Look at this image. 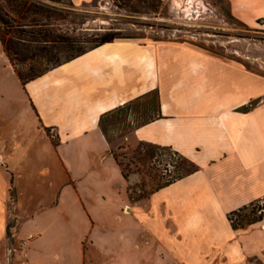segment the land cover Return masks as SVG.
Returning a JSON list of instances; mask_svg holds the SVG:
<instances>
[{
	"label": "crops",
	"instance_id": "crops-1",
	"mask_svg": "<svg viewBox=\"0 0 264 264\" xmlns=\"http://www.w3.org/2000/svg\"><path fill=\"white\" fill-rule=\"evenodd\" d=\"M229 1L246 22L264 20V0ZM5 74L21 82L0 40V113L6 98L18 102L1 126L12 127L13 140L0 146L13 149L0 167V264H264V219L234 228L229 218L264 198V80L256 74L197 46L136 37L22 83V98L7 92ZM151 96L157 116L136 126L137 138L197 168L132 202L133 177L124 176L101 118ZM41 158L49 189L26 205L15 185L10 213L13 187L3 174L12 167L15 181L33 179ZM29 233L36 237L24 258L15 246Z\"/></svg>",
	"mask_w": 264,
	"mask_h": 264
},
{
	"label": "rangeland",
	"instance_id": "rangeland-1",
	"mask_svg": "<svg viewBox=\"0 0 264 264\" xmlns=\"http://www.w3.org/2000/svg\"><path fill=\"white\" fill-rule=\"evenodd\" d=\"M30 1L45 8L44 13L28 17V20H39L41 23L39 27L53 28L66 34H75L74 29L76 34L96 29L104 33L110 29L144 41H171L197 46L214 56L243 65L264 80V20L246 22L234 13L229 0H161V2L155 0L154 8L149 7L150 0H89L82 3H75L72 0ZM1 2L6 5V0ZM34 29H38V26L29 25L22 29L14 28L13 31L18 33L24 31V35H28ZM0 30L5 32L3 25H0ZM26 37L30 39L29 36ZM40 45L32 40L21 45L26 60L18 62L20 70L33 74L72 54L71 50L63 48L56 53L55 60L50 61L46 56L38 54ZM43 54L45 55V52ZM5 76L7 92L16 99L22 98L24 93L22 82H19L17 77L8 74ZM10 102L6 98L5 113H0V138L12 142V127L9 128L8 124L5 129L1 127L4 121L13 118L7 111L18 102L15 104ZM155 116L157 101L151 96L120 106L101 120V127L110 142L112 153L122 168H126L128 179L133 177L134 182L129 185V197L132 202L147 199L159 185L197 168L195 163L174 150L157 147L137 138L136 126ZM48 134L57 142L55 130L48 129ZM42 145L44 144H38L40 149L43 148ZM12 149L11 145L0 146V167L4 165V170L8 164L6 156ZM44 163V158L34 162L33 179H27L24 175L15 181L12 167L8 169L9 173H5L6 175L2 172L4 180L11 184V188L13 187L9 201L10 213L15 185L26 192L24 195L26 205H36L40 202L39 198L43 197V193L49 189V178L40 171V166ZM21 167H25V164L21 163ZM262 211L264 198L257 204L254 212L249 208L244 213L260 215ZM12 225L10 221L8 225L10 241L15 236L11 230ZM8 244L4 249L6 260L10 254ZM253 264L260 263L255 261Z\"/></svg>",
	"mask_w": 264,
	"mask_h": 264
},
{
	"label": "trees",
	"instance_id": "trees-1",
	"mask_svg": "<svg viewBox=\"0 0 264 264\" xmlns=\"http://www.w3.org/2000/svg\"><path fill=\"white\" fill-rule=\"evenodd\" d=\"M156 1L161 2V0ZM154 4L155 0H150L149 7L154 8ZM44 12V7L39 6L38 4L30 0H6L5 6L0 0V25H3L5 30V32H2L0 30V40L3 43L6 55L8 56L11 64L14 67L15 72L17 73L23 84H26L30 80L42 76L48 70L59 66L62 63L67 62L79 55H82L88 50L98 47L106 42L114 41L117 38L133 37L129 35H122V33H117L110 29L105 31L104 33H101V31L96 29L81 31L80 34H76V31L74 29L73 33L75 34H66L58 30H54L53 28L39 27L41 26V23L37 19L28 20V17L30 15H38ZM29 25L38 26V29L31 30L29 32L30 34L28 35H24V31H22L21 33H18L17 31L15 32V30L13 31L14 28L22 29V27ZM26 36H29L30 39H28ZM31 40L41 44L38 47V54H41V56H46V58H49L48 60L50 61H54L56 58V53L63 48L71 50L72 54L62 61H54L53 65L47 67L45 70H41L33 74L25 73L18 68V62H24L26 60L24 53L21 49V45H24V43ZM43 52H45V55L43 54ZM110 112L105 113L102 116L101 120ZM153 145L161 148H169L157 144ZM123 172L124 176L128 178L129 174L126 168H123ZM183 176H179L177 178H174L173 180H168L167 182L159 185L157 189L165 187ZM260 200L252 202L251 204L232 212L229 216L232 226L234 228L244 227L246 225L264 219V211H262L260 215H256V213L254 215H248L244 213V211L248 210L249 208H252V211L254 212ZM259 209H261L260 206Z\"/></svg>",
	"mask_w": 264,
	"mask_h": 264
},
{
	"label": "built area",
	"instance_id": "built-area-1",
	"mask_svg": "<svg viewBox=\"0 0 264 264\" xmlns=\"http://www.w3.org/2000/svg\"><path fill=\"white\" fill-rule=\"evenodd\" d=\"M35 237V233H29L25 237L21 238L20 245L17 249L20 255H22L24 258L27 257L28 249L30 248V244ZM15 250L16 249H12L11 252H15Z\"/></svg>",
	"mask_w": 264,
	"mask_h": 264
}]
</instances>
